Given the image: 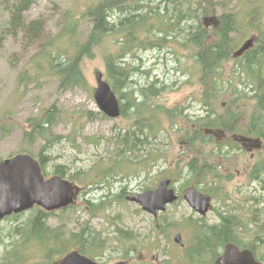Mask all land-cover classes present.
<instances>
[{
    "label": "rangeland",
    "instance_id": "rangeland-1",
    "mask_svg": "<svg viewBox=\"0 0 264 264\" xmlns=\"http://www.w3.org/2000/svg\"><path fill=\"white\" fill-rule=\"evenodd\" d=\"M97 1L32 0L22 14L24 26L14 30L2 28L9 26L6 24L9 23L10 18L2 7L6 2L0 1V118L7 116V121L12 126L10 131L0 135V159L22 149L36 155L44 141L38 137L31 144L23 143L22 126L27 125L26 118L49 106L60 114L51 124L50 131L62 138L44 149L50 161L47 170H51L52 164L60 163L66 165L70 172L87 171L89 177L84 182L92 184L87 186L76 179L74 182L79 190L76 192L74 204L64 211H55L48 217L46 223L62 226L65 234L69 230L75 232L84 228L107 238L109 249L103 251L101 256H95L101 264H114L120 260L125 264H179L178 253L190 242L193 233L190 224L200 217L198 213L182 197L168 205L156 217L143 210L139 204L125 199L127 195L154 188L163 177L171 178V186L179 195L191 184L196 183L200 185L199 187H206L204 185L206 183L209 185L211 182L215 183V186L221 189V193L215 198L210 195L212 191H206L211 196V208L205 216H202L203 221L208 224L218 222L217 212H224L228 208L230 213H237L235 215L243 224H247L254 212L253 221L256 224L252 223L248 226L251 229L248 233L237 232L235 238L241 243L260 241L257 239L254 242L251 231L256 229L255 226L264 223V192L260 193L259 184L250 180L245 173L248 162L243 152L230 147L226 149L222 147L219 152L212 143L203 144L191 140L192 125L201 121L210 107L204 105V97L202 98L201 94L202 84L197 73L198 65L188 57L191 54L190 49L182 48L178 43L180 41H177V44L172 42L161 50L138 49L135 52L136 57L132 58L130 64L134 67L132 80L136 84L158 79L168 85L171 89L162 93L156 102L166 107L187 106L184 110L185 117H180L174 125L162 120L153 130L152 135L146 134L147 131L144 130V135L141 136L143 140L132 159L145 160L142 165L145 163L146 166L118 164L112 171L113 174L104 179L91 180V177H97L92 174H99L104 169L121 163L123 157L131 156L129 152L117 154L118 149L113 142L114 135L119 129L124 131L128 127L131 129L136 127L127 117L130 107L126 112L127 116L108 118L98 110L93 98L96 86L94 72L95 70L104 72L103 54L108 50H114L116 44L112 38H105L101 45L94 46L95 55L90 59H83L82 72L86 78L85 84L62 90L53 77L45 74L44 71H34L32 60L40 48L55 38L54 35L61 29V22L66 12L79 20L75 38L82 40L90 27L89 21L81 15L82 10ZM146 1L142 0V2ZM224 2L226 9L234 12L237 17L238 27L230 35L232 50L250 36L253 38L252 46H255L259 30L264 31V0H224ZM255 6L262 9L259 18L250 15V8ZM216 11L217 14L222 12L221 8ZM31 21H38L40 28L29 38L27 25ZM249 22L254 25H248ZM177 36H179L178 40L182 38L181 33ZM127 56L126 61H128ZM244 63L245 59L230 58L223 65L220 81L224 83L219 99L216 100L215 111L218 112L219 102L225 105L232 88L241 94L242 90L250 91L255 85L253 82L246 85L250 79L255 80L256 76L247 73L245 66L241 67ZM22 73L26 74L25 80L21 79ZM227 82L233 87L230 88ZM134 87L137 86L134 84ZM240 97V104H246V109L241 114L248 120L252 112V101L244 99L243 95ZM79 115L80 119L77 120ZM74 129L78 132L71 135ZM221 134L218 131L216 136L219 139L225 138ZM66 135L68 138H65ZM228 138L227 141L232 143V139ZM193 158L197 161L196 165H216L218 176L215 175V171L204 177L196 174L188 182V186H185L188 178L185 163ZM260 159L259 157L258 160ZM171 172L174 173L169 175ZM121 191L125 194H120ZM119 195L123 197L120 199ZM253 195H259L257 203L251 198ZM86 200L95 204L103 203L102 211L91 213L86 207ZM254 206L256 211L252 210ZM240 209L241 214L245 216L238 215ZM30 215L31 210L0 221L2 233L0 256L11 240L8 235L10 227L22 226ZM189 219L192 220L190 224ZM164 221L174 224L165 232L163 231L165 228L161 227ZM119 232H124V235L130 238H119ZM176 232L182 236L184 242L182 248L172 241ZM261 239L264 240L262 237ZM261 242L257 243L259 248L256 252L258 256L264 258V242ZM34 252V256H37L38 249L35 248ZM82 253L86 256L95 254L93 248Z\"/></svg>",
    "mask_w": 264,
    "mask_h": 264
},
{
    "label": "trees",
    "instance_id": "trees-1",
    "mask_svg": "<svg viewBox=\"0 0 264 264\" xmlns=\"http://www.w3.org/2000/svg\"><path fill=\"white\" fill-rule=\"evenodd\" d=\"M0 1L6 2L2 7L3 10L7 11L8 18H10L9 23L6 24L9 26L2 28L12 30L22 28L24 26L22 14L32 0ZM153 1L98 0L96 3L85 6L81 15L89 21L90 27L82 40L75 38L79 20L66 12L61 22V29L54 35L55 38L51 39L49 43H45L46 45L44 44L45 46L39 49L32 60L34 62L33 70L36 72L44 71L45 74L53 77L62 90L85 84L86 78L82 72L83 59H90L95 55L94 46L101 45L105 38H112L116 44L114 50H108L103 54L104 76L119 98L120 115L127 116L126 112L130 107L127 117L133 121L137 128L128 127L124 131L119 129L114 135L113 142L118 149L117 154L129 152L131 156L123 157L121 163H116L99 174H92L97 176L91 177L92 181L104 179L113 174L112 171L118 164L132 165L133 167L146 166L145 163L142 165L145 160L135 161L132 159L138 152L137 149L143 140L141 136L144 135V130L147 131L146 134L152 135L153 130L160 125L162 120L169 121L171 125H174L177 124L180 117L186 115L184 110L187 106L166 107L156 102L162 93L171 89L164 82L156 79L144 84H136L132 80L134 67L131 66L130 62L132 58L136 57L135 52L141 48L144 50L151 48L161 50L172 42L177 44V41H180L178 43L182 48L190 49L191 54L188 57L198 65L197 73L200 84H202L201 94L204 97V105L210 107L207 112L209 114L202 117L201 121L196 122L195 130L192 131V142L212 143L214 146L217 145L216 149L219 152L221 151L223 146L217 142V138L212 133L206 135L201 133L204 128L212 131L221 130L227 136L235 133L241 135L249 133L264 140V31L259 30L255 46L241 56V59H245V63L241 67L245 66L247 73H253L256 76L255 80L250 79L246 85L251 82L255 85L251 87L250 91L242 90L241 94L232 88L225 105L219 102L218 112L220 114H218L217 110L215 111V105L224 83L220 81V72L230 58L234 59L231 57L233 44L230 35L238 27L236 14L226 9L224 0ZM218 8L222 10L219 14L216 11ZM261 13L262 9L259 6L250 8V15L256 18H259ZM248 25L253 26L254 24L249 22ZM27 28L31 35H29L30 38L39 31L40 24L38 21H31ZM180 33L182 38L178 40L179 36L177 35ZM126 56L128 61L125 60ZM25 75L24 73L21 74L22 80H25ZM134 84L137 87H134ZM226 84L230 88L233 87L229 82ZM241 95L244 96V99L252 101V112L258 113L257 115H250L248 120H246V116L241 114L246 109V104H240ZM49 107L26 118L27 125L22 126L23 143L31 144L38 137L43 139L44 143L39 146L36 155H32L38 159L45 175L50 173L68 176L71 180L77 179L87 186L91 185V182H84L89 177L87 171L70 172L66 165L60 163L52 164L51 170H47L50 161L47 159L48 154L44 149L62 138L50 131L51 124L56 121V117L60 114L53 107ZM77 117L79 120L80 115ZM252 127L257 128V131H253ZM11 129L12 126L7 121V116L0 118V135ZM77 132L78 130L74 129L71 135ZM65 138H68V135ZM224 143H228L230 146L231 141L224 140ZM21 152L30 153L24 149ZM196 164L195 158L185 163L188 174L185 186H188V182L196 174L204 177L214 173V171L216 172L217 169L216 165ZM173 173L171 172L169 175ZM215 175L218 176V173L216 172ZM249 179L255 180L259 184L260 193L264 192V157H261L254 165ZM211 184L213 185L206 183L204 184L206 187H203L213 191L212 196L217 198L221 189L215 186V183L211 182ZM120 194L124 195L125 192L121 191ZM123 195H119L118 198L121 199ZM259 195L251 196L255 203L259 201ZM85 203L88 210L93 214L102 211L103 203L95 204L87 200ZM65 209L67 208H62L59 211ZM252 210L256 211L257 209L254 206ZM54 213L55 211L46 212L35 207L31 210V215L22 223V226L10 227L8 235L11 240L0 256V264H54L60 256L72 248H77L81 252L93 248L94 256H101L103 251L109 249L107 238L101 237L98 232L81 228L75 232L69 230L65 234L62 226L46 223L48 217ZM228 213L227 211L224 214L219 213L221 216L219 222L213 224H208L202 219L193 222L188 221L189 224L192 222L190 226L193 233L190 242L181 254L185 264H212L214 256L218 254V249L223 248V244L219 243L220 241L236 239L237 232L248 233L251 230L248 226L252 223L256 224L253 221L254 212L247 224H243L235 214L230 215ZM18 215L13 214L6 219ZM173 225V222L164 221V225L161 227L165 228L163 230L165 232L167 229H171ZM255 228L251 231L254 239L264 238V223L255 226ZM119 234V238H130L128 235H124V232H119ZM0 235L2 236V233ZM167 236L170 237L169 233ZM239 246L245 248L251 247L252 244L241 243ZM35 248L38 249L37 256H34Z\"/></svg>",
    "mask_w": 264,
    "mask_h": 264
},
{
    "label": "water",
    "instance_id": "water-1",
    "mask_svg": "<svg viewBox=\"0 0 264 264\" xmlns=\"http://www.w3.org/2000/svg\"><path fill=\"white\" fill-rule=\"evenodd\" d=\"M253 44V38L246 39L234 52L240 56ZM96 87L93 92L98 108L108 117H116L120 113L118 100L109 83L102 78V72L94 73ZM169 180H162L155 189L145 190L126 196V199L140 204L143 210L156 215L157 211L165 209L167 203L176 199L173 189L168 188ZM75 187L69 180L53 176L44 179L39 163L28 154H16L0 161V219L10 213H17L31 208L34 204L46 210L59 209L73 202ZM184 198L201 215L209 207V197L202 195L193 187L188 188ZM174 241L181 243L180 234ZM219 264H262L254 260L250 251H239L228 245ZM56 264H99L85 257L77 250L65 254ZM115 264H123L117 262Z\"/></svg>",
    "mask_w": 264,
    "mask_h": 264
},
{
    "label": "flooded vegetation",
    "instance_id": "flooded-vegetation-1",
    "mask_svg": "<svg viewBox=\"0 0 264 264\" xmlns=\"http://www.w3.org/2000/svg\"><path fill=\"white\" fill-rule=\"evenodd\" d=\"M252 130L253 131H257V128L252 127ZM206 133H210V130H206ZM221 135L225 136V138H221V139L217 138V140H218L217 142H220L221 146H223L224 149L230 147L231 149L239 150L241 153L243 152V154H244L245 158H247L246 160L248 162V164L245 167L244 171H245V173H247V175L250 178V174L252 172V169H254V165L257 164V162H258V158L264 155V146L262 144L264 142L263 141L261 142L260 141L261 139L258 136L248 133L247 135H244V136H240L239 135V138H236L233 135L232 139H233L234 143H231L230 146H229L228 143H224V140H226L227 137H229V136L231 137V135L227 136L224 132ZM216 146L217 145H215V148H216ZM252 181H255V180H252ZM230 215H232V214H230ZM217 216H218V222H219V219L221 218V216L219 214H217ZM222 218L225 219L223 216H222ZM256 240L257 239H255L254 242H256ZM259 240L260 241H257V243H259L261 241L264 242V240H261V239H259ZM263 242H261V243H263ZM219 243L223 244V248L222 249H218V254L216 256H214L212 264H217L215 262V260L223 253L224 247L226 245H234V246L240 247L238 245L241 244V242L238 241V239H231V240L224 239V240L220 241ZM257 243H251L252 244L251 247H249V248H239V250L248 249V250H250L252 252L254 258L257 261L264 262V258L263 257L257 256L254 253L256 251V249H257V248H254V247L259 245Z\"/></svg>",
    "mask_w": 264,
    "mask_h": 264
}]
</instances>
